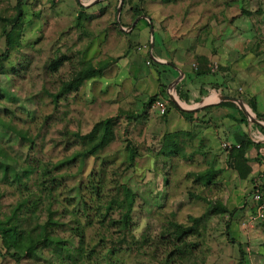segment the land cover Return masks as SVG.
<instances>
[{"label":"crops","instance_id":"crops-1","mask_svg":"<svg viewBox=\"0 0 264 264\" xmlns=\"http://www.w3.org/2000/svg\"><path fill=\"white\" fill-rule=\"evenodd\" d=\"M118 2L21 0V9L31 26L41 23L42 13L46 21L64 22L61 35L66 40L51 48L68 57L60 67L79 68L88 62L102 68L101 75L111 68L108 84L116 93L123 89L129 97L126 103L133 105H117L113 116L127 123L142 121L137 131L144 130L146 139L157 131L161 139L175 133L178 142L192 141V153L208 159L207 169L214 171L208 189L216 187V194L236 203L232 208L223 204L237 209L238 220L230 232L237 236L234 243L244 240L253 246V258L239 264H264V216L248 229L239 227L240 219L255 212L251 191L264 184V5L259 0H122L116 15ZM155 95L166 100L161 115L146 105ZM223 96L239 99L255 123L235 100ZM131 116L137 117L128 119ZM222 142L231 147L223 149ZM232 155L237 160H230ZM227 234L231 237L229 229ZM231 255L227 264H236L238 253ZM208 260L206 264H217L213 256Z\"/></svg>","mask_w":264,"mask_h":264},{"label":"rangeland","instance_id":"rangeland-1","mask_svg":"<svg viewBox=\"0 0 264 264\" xmlns=\"http://www.w3.org/2000/svg\"><path fill=\"white\" fill-rule=\"evenodd\" d=\"M245 1L251 2V4L257 2V0ZM259 2L264 5V0H259ZM15 4V0H0V15L12 16ZM22 13L21 48H19L18 52L14 49L9 50L7 60L2 61L1 67L5 68L6 72L0 76V123H10L18 129H27L31 135L36 136L35 141L37 144L42 146V156L38 152L36 155L41 159L44 157L46 161L54 162L60 159L62 155H68L73 149L79 147L77 142H72L66 149H63L60 144L51 149V140L59 138L57 131L63 126L69 132L85 133L98 119L113 116L117 105L126 109L131 108L133 105L132 103H126L129 97L126 96V93H123V89H117L120 92L116 93V88L110 87V84H108L113 77V72L110 68L102 73L100 79L97 77L84 81L75 92H71L65 98L59 99L56 108H53L48 94L53 93L58 85V77L55 78V76L66 77L70 66L59 67L56 71L57 75L51 74V76L45 73V66H47L50 59L59 56L61 53L60 50L52 52L51 48L54 47L55 43L60 45L66 40L65 35H61L64 22L50 19L46 21L42 13L40 16L41 23L37 26H31L24 22L27 16L25 14L27 13L26 10L22 11ZM262 13L264 15V11ZM66 42L65 45L68 46L71 43V39ZM4 50L3 39L0 36V54ZM88 56L90 55L88 54ZM76 61L77 59H73V62ZM18 63L21 65L20 69L15 67ZM16 70L17 76L13 74V71ZM23 71L25 73L19 76L20 72ZM104 82L108 85L104 86ZM122 84L127 88V81ZM44 90L48 93H45ZM123 95L126 98H123ZM128 105L130 106L128 107ZM47 116H50V118L47 121L44 120L45 124H43V119ZM135 121V119H131L127 123V121L116 119L114 139L99 151L97 158L88 157L82 167H79L78 164L70 166L67 170V175L69 176L64 181L65 186L70 188L76 181H80L85 187L82 188V193L86 195L89 172H92L94 178L97 179L100 167L104 172L105 183L111 184L114 181L117 183L127 182L136 194L135 207L132 212V221L134 223L132 232L136 237L140 234L148 235L149 246L152 247L151 243L158 240V235L163 231L164 227L166 228L165 224L167 221H176L183 225H189L191 221L188 220V216L198 217L202 215L206 205L205 201L200 198H205L208 202L216 199L219 201L226 199V202L222 204L229 208L236 204L229 200L228 202L224 195L216 194V187L209 190L208 186H203L194 179L193 175L195 173L208 168V159L192 153L191 140L187 138L178 142L182 154L181 157L160 156L157 152L159 140H161L158 137V132H153L152 138L146 139L144 130H141V132L137 131V128L143 127L144 123ZM145 122L146 124L148 123L150 130L154 131L151 122ZM125 125H128V127L134 125L135 127L133 129L124 128ZM69 140H71V137H69ZM128 141L136 146L140 154L135 158L131 169H125L127 165L125 145ZM0 143H4V148L10 156H15L21 162H25V147L21 146L13 133L1 125ZM163 176L168 180L166 185L162 183ZM108 188L109 186L105 189ZM60 190L62 191V188L55 192L59 200L71 194L70 190L68 192L62 191V193ZM0 194L1 211L7 212V206L17 198L16 190L0 184ZM234 216L237 215L235 214ZM236 219L237 217H234L231 222L229 221L228 229L231 239L237 237L230 233L234 231ZM80 220L82 221L83 218L81 217ZM226 220H228L226 215H222V218L213 216L204 219L202 222L205 223V227L203 228L200 223L197 227V237L192 240L193 243L201 245L203 253L205 252L204 244L208 243V259L213 256L217 264L231 262V254H235L236 247H234L233 252L232 246L227 242L225 235H222V233L218 234L219 231H224L223 221ZM85 234L86 237H91V230L87 229ZM59 235L66 236L67 233L60 232ZM92 238L90 240L91 243L96 240V236L94 235ZM238 244L242 246L241 248L244 251L243 259L253 258L252 251L254 249L252 245H245L244 240L243 242H238ZM149 246L142 249L144 252L142 250L136 251L132 246V248L128 249L129 251L124 248V250L114 256L117 259L116 264H159L158 260L163 258V253L162 255L157 254L155 258L151 257L153 253L151 252L152 248H149ZM145 250L149 252L145 254ZM228 251L229 257L227 258ZM43 252L46 253L45 250ZM196 255V258H198V254ZM22 261L24 262L23 258ZM0 264H14V261L11 257L0 252ZM175 264L184 263L178 261Z\"/></svg>","mask_w":264,"mask_h":264},{"label":"trees","instance_id":"trees-1","mask_svg":"<svg viewBox=\"0 0 264 264\" xmlns=\"http://www.w3.org/2000/svg\"><path fill=\"white\" fill-rule=\"evenodd\" d=\"M121 4L123 5V2ZM13 9L12 16L0 15V36L5 48L0 54V76L6 72L1 66L2 61L7 60L9 50L14 49L18 52L21 48L23 27L21 0H16ZM67 60L68 57L64 54L50 59L45 66V73L50 76L57 75V69ZM15 67L20 69V63ZM101 70L102 68H92L86 62L79 68H70L66 77L54 75L55 78L58 77V85L53 93L48 94L53 108H56L59 99L75 92L84 81L99 77ZM22 73L25 71L20 72L19 76ZM13 74L17 76V70L13 71ZM156 97L157 95L149 97L146 105L148 106ZM249 106L253 109L252 102ZM136 117L131 116L128 119ZM49 118L50 116L45 117L43 122ZM116 119H118L117 115L98 119L85 133L69 132L63 126L57 131L59 138L51 140V149L59 144L66 149L72 142H77L79 147L54 162L46 161L44 157L41 159L36 155L38 152L42 156V146L37 144L36 136L31 135L27 129H18L10 123H0L16 136L26 152L23 163L15 156H10L4 148V143H0V184L14 188L17 193L15 201L7 206V212L1 211L0 205V252L11 257L14 264H116L117 259L114 256L124 248L128 250L133 247L139 251L150 245L148 235L140 234L136 237L132 232L134 229L132 212L136 194L127 182L105 183L104 172L100 167L97 179L92 172H89L86 195L82 193V188L85 187L80 181H76L70 188L64 183L69 176L67 170L70 166L78 164L82 167L88 157L97 158L99 151L114 139ZM177 137L178 134L175 133L164 134L159 143L158 155L181 157ZM125 150L127 152L125 169H131L135 158L140 154L136 146L129 141L125 145ZM237 152L236 150L235 153ZM235 155H232L230 160L235 158L237 160L238 154ZM213 173L214 171L205 169L193 176L197 183L208 186ZM162 183L163 185L168 183L164 176ZM107 186L109 188L105 189ZM60 188L65 192L70 190L71 194L59 200L55 192ZM200 199L204 200L206 205L202 215L188 216V220L191 221L189 225L167 221L166 228L163 226V231L158 235V240L151 243L153 247L149 246L153 253L151 257L155 258L157 254L163 253V258L158 260L159 264H175L178 261L184 264H206L208 243L204 244L203 253L201 245L193 243L192 240L197 237L198 225L201 223L203 228L205 227V223L202 222L204 219L213 216L222 218V215L228 216V220L223 221L224 231L221 233L225 235L231 246L236 247L235 252L232 250L238 253L236 264L242 262L244 256L242 246L238 243L234 244V239L227 234L229 221L236 217L234 215L237 209L228 210L218 201L208 202L205 198ZM87 229L91 230V237H86ZM60 232H66L67 235L60 236ZM94 235L96 240L91 243L90 240ZM146 252L149 251L145 250V254Z\"/></svg>","mask_w":264,"mask_h":264},{"label":"built area","instance_id":"built-area-1","mask_svg":"<svg viewBox=\"0 0 264 264\" xmlns=\"http://www.w3.org/2000/svg\"><path fill=\"white\" fill-rule=\"evenodd\" d=\"M150 112H156L161 115L166 110V100L162 97H156L148 105ZM239 145L234 144L233 147L237 148ZM221 147L223 149H228L231 145L227 142H222ZM251 200L256 203L255 212L248 213V215L239 221V227L241 229H248L252 227L253 223L257 220L263 218L264 216V184H256L251 191Z\"/></svg>","mask_w":264,"mask_h":264},{"label":"water","instance_id":"water-1","mask_svg":"<svg viewBox=\"0 0 264 264\" xmlns=\"http://www.w3.org/2000/svg\"><path fill=\"white\" fill-rule=\"evenodd\" d=\"M121 2H122V0H119L118 5H117V7H116V15L119 13V10H120V7H121ZM223 98L228 99V100H235V101H236V104H237L238 107H239V109H240V110H241L246 116H248V118H249L252 122L255 123V120L252 118V116H250V114H248V113L245 111V109H244V107H243V105H242V103L240 102L239 99L230 98V97H227V96H223ZM170 100H171V102H172L174 105L177 106L176 101H175L171 96H170Z\"/></svg>","mask_w":264,"mask_h":264}]
</instances>
